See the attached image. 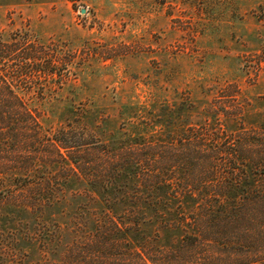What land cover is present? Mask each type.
<instances>
[{
    "label": "rangeland",
    "instance_id": "rangeland-1",
    "mask_svg": "<svg viewBox=\"0 0 264 264\" xmlns=\"http://www.w3.org/2000/svg\"><path fill=\"white\" fill-rule=\"evenodd\" d=\"M0 31L6 41L28 35L24 47L42 51L47 61L43 71L19 79L49 81L23 92L42 136L72 129L89 144L78 153L84 172L58 170L47 146L27 149L28 162H5L0 264H82L68 254L71 247H94L96 228L107 227L108 213L123 227L130 222L118 214L154 208L142 200L163 190L148 189L147 181L108 193L89 184L97 141L117 153L139 148L136 158L153 162L165 178L161 167L169 157L167 177L176 191L186 177L176 158L185 130L202 131L206 121L214 131L218 117L223 145L234 146L245 134L254 142L264 137V0H0ZM21 49L12 53L17 60ZM138 137L152 148L127 143ZM257 230L256 224L241 227L240 235L249 233L251 240L240 243V263L264 264V228L261 241ZM146 232L151 244L163 245L166 234L157 237L154 226ZM206 242V264H215L212 246L220 245L221 235L209 234ZM247 245L251 252L245 254Z\"/></svg>",
    "mask_w": 264,
    "mask_h": 264
},
{
    "label": "trees",
    "instance_id": "trees-1",
    "mask_svg": "<svg viewBox=\"0 0 264 264\" xmlns=\"http://www.w3.org/2000/svg\"><path fill=\"white\" fill-rule=\"evenodd\" d=\"M26 37L28 35L19 34L6 41L0 31V63L5 61L0 67V169L12 159L28 162L30 155L27 149L47 146L56 153L58 159L53 163L58 165V170L76 173L78 168L84 172L87 167L78 154L82 152V146L88 144L83 142L84 137L72 129L60 128L45 139L36 115L23 96V92L44 88L49 82L19 81L33 71H43L47 62L40 56L42 51L24 47L28 42ZM20 49L23 50L22 57L17 60L12 53ZM217 119L214 131L208 129L206 121L200 125L202 131H197L194 126L184 131L180 148L176 149V158L177 167L183 168L186 177L179 179L176 191L172 190L167 177L171 166L169 157H164L163 166L167 170L161 167L165 178L158 176V168L153 162H142L136 158L140 155L136 152L139 148L131 146L126 151L128 153L122 150L117 153L111 151L107 143L95 142L93 149L97 166L94 167L95 177L89 181L92 187L108 193L116 189L138 188L139 183L147 181L145 187L148 189L163 191L161 196L155 195L152 199L142 200L137 195L136 202L142 200L144 205L154 208L118 214L120 218L127 216L130 222L124 224L126 221L120 219L123 227L114 220L116 215L108 213L111 224L96 228L91 242L95 246L91 248L85 244L81 248L74 244L68 254L76 260L81 257L82 264H206L207 253L211 251V245L206 241L209 234H213L221 235L220 245L212 246V252L218 254L215 264H239V257L245 258L240 243L246 237L251 240L249 233L240 235L241 227L246 225L249 230L256 224V239L261 241L263 238L264 137L260 142H254L255 136L245 134L234 146L223 145L221 136L216 135L219 134ZM232 137L231 134L227 142H231ZM140 140L138 137L127 143L143 142L147 149L152 148V142ZM73 149L75 151H71ZM38 154L42 152L37 151ZM223 172L226 174L221 177ZM147 226L155 227L157 237L166 234L161 238L163 245L151 244L150 236L146 234ZM250 247L247 245L245 254L251 252Z\"/></svg>",
    "mask_w": 264,
    "mask_h": 264
},
{
    "label": "water",
    "instance_id": "water-1",
    "mask_svg": "<svg viewBox=\"0 0 264 264\" xmlns=\"http://www.w3.org/2000/svg\"><path fill=\"white\" fill-rule=\"evenodd\" d=\"M82 12H83V13H85V12H86V9H85V8H83V9H82Z\"/></svg>",
    "mask_w": 264,
    "mask_h": 264
}]
</instances>
